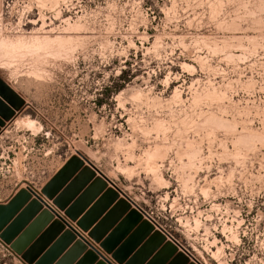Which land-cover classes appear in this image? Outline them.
<instances>
[{"label": "rangeland", "instance_id": "rangeland-1", "mask_svg": "<svg viewBox=\"0 0 264 264\" xmlns=\"http://www.w3.org/2000/svg\"><path fill=\"white\" fill-rule=\"evenodd\" d=\"M72 162L198 264H264V0H0V200Z\"/></svg>", "mask_w": 264, "mask_h": 264}, {"label": "crops", "instance_id": "crops-1", "mask_svg": "<svg viewBox=\"0 0 264 264\" xmlns=\"http://www.w3.org/2000/svg\"><path fill=\"white\" fill-rule=\"evenodd\" d=\"M65 166L60 164L48 170L42 184L34 187L48 206L43 209L55 215L27 249L36 251L34 264L42 259L46 264H59L63 260H67L66 264H198L112 179L107 177L125 196L109 183L105 190L94 188L95 181L101 177L96 174L94 178H84L81 173L89 167L87 164L72 173L66 183L53 189L52 200L61 198L66 210L77 216V220L72 221L65 211L41 194ZM11 196L0 200V204H6ZM134 212L142 219L132 226L130 216ZM60 220L65 223L64 228L56 224ZM104 243L112 248L110 253L102 247Z\"/></svg>", "mask_w": 264, "mask_h": 264}, {"label": "water", "instance_id": "water-1", "mask_svg": "<svg viewBox=\"0 0 264 264\" xmlns=\"http://www.w3.org/2000/svg\"><path fill=\"white\" fill-rule=\"evenodd\" d=\"M87 165L89 167H85L81 173L84 178L91 179L96 177V174L101 177L95 181L94 188L105 190L109 183L123 194V192L106 176L99 172L93 164ZM83 166L84 164H74L73 162L66 164L54 179L42 189L41 194L49 200H52L55 194L53 189L66 183L70 175ZM52 201L58 209L65 211L66 216L72 221L77 220V216H75L74 213L66 210L61 198ZM44 207L47 208V204L37 195L35 189L30 187H28L27 190H20L15 193L6 204H0V243L24 264L35 263L37 258L36 251L33 248L28 251L27 249L41 234L44 227L54 220V213L49 209L44 210ZM37 215L38 217L33 221ZM141 219L142 217L135 212L130 216L132 226L140 222ZM56 224L60 225L62 228L66 226L61 220L56 221ZM79 225L82 229L86 230L80 223ZM78 244L83 245L81 242H78ZM102 247L109 253L112 251V248L106 243L102 244ZM66 263L67 260H63L59 264ZM37 264H46V260L42 259ZM101 264L105 263L101 262Z\"/></svg>", "mask_w": 264, "mask_h": 264}, {"label": "built area", "instance_id": "built-area-1", "mask_svg": "<svg viewBox=\"0 0 264 264\" xmlns=\"http://www.w3.org/2000/svg\"><path fill=\"white\" fill-rule=\"evenodd\" d=\"M146 216H147L152 222H154L155 224H158L157 221L155 220L153 214H150V213L146 212ZM158 225H159V224H158Z\"/></svg>", "mask_w": 264, "mask_h": 264}, {"label": "bare ground", "instance_id": "bare-ground-1", "mask_svg": "<svg viewBox=\"0 0 264 264\" xmlns=\"http://www.w3.org/2000/svg\"><path fill=\"white\" fill-rule=\"evenodd\" d=\"M29 123H31V122H28V123H26V122H25V123L17 122V124L20 125V126H21V125H28ZM32 123H33V122H32Z\"/></svg>", "mask_w": 264, "mask_h": 264}]
</instances>
